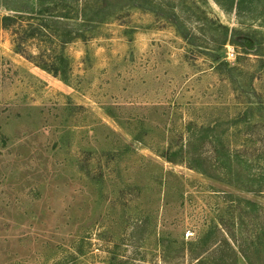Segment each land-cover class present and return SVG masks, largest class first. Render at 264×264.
<instances>
[{
  "label": "rangeland",
  "instance_id": "rangeland-1",
  "mask_svg": "<svg viewBox=\"0 0 264 264\" xmlns=\"http://www.w3.org/2000/svg\"><path fill=\"white\" fill-rule=\"evenodd\" d=\"M32 2L0 0V17ZM153 2L119 11L130 2L110 0L97 9L106 23L66 45L44 36L17 44L20 24L0 25V264H232L219 225L243 247L263 222L264 193L240 191L206 164L202 175L179 154L202 127L227 129L234 149L255 124L231 121L240 103H264V0L226 10ZM63 23L49 25L77 28ZM222 27L237 37L221 60L236 66L246 52L251 62L235 83L213 68ZM198 149L213 158L208 144Z\"/></svg>",
  "mask_w": 264,
  "mask_h": 264
},
{
  "label": "trees",
  "instance_id": "trees-1",
  "mask_svg": "<svg viewBox=\"0 0 264 264\" xmlns=\"http://www.w3.org/2000/svg\"><path fill=\"white\" fill-rule=\"evenodd\" d=\"M126 1L130 3L120 6L119 11H122L123 9L129 10V8L151 11V8H154L153 5L157 4L153 2V0ZM212 1L216 5L224 7L220 0ZM235 1L236 3H234ZM240 1L241 0H228V5L224 7V9L226 10L227 8H231L232 5L235 6L236 4H238L237 6H240ZM109 3L110 0H33L32 4L35 8L32 9V11L24 12L18 9H9V11H13L14 14L0 17V25L8 28L11 24H20L17 25L15 32L13 33L17 44H22V42L27 41L29 38L37 39L40 36H44L48 40L50 39V42L51 39L55 38L60 40L62 45H66L73 40L84 38L85 36L83 32L90 33L97 29L100 25L106 23L105 17L98 19L100 14L97 12V9L102 7L110 9ZM69 16H73V18ZM64 20L77 21V28L58 31V29L52 28L49 25V23L65 25L63 23ZM34 21L37 23L34 24ZM82 27L90 28L82 31ZM223 35L224 36L222 37L221 42L218 43L216 48V66L213 68L216 70L218 76H221L222 81L227 80L231 83H235V80H243L246 77L244 67L251 66V62L247 59L248 57L246 56L249 54L246 52H243L245 57L236 61V66H230L228 63L222 61L218 52L222 51L228 43L229 45H232V43L234 44L235 38L237 37V34L232 31L229 32L227 28L225 29V33ZM18 47L19 45H17V48ZM53 60L61 64L64 61V57L62 55L58 57L54 56ZM49 66V69H47L48 66L46 64L42 65L40 68L42 70H50L56 75H64V73H59V69L54 67V65L53 67L52 65ZM259 75H263L262 69L260 70ZM222 76H224L225 79ZM249 89L251 92L239 90L240 96L247 95V98H249L250 95H252L251 87ZM242 104H244L243 110L245 112L242 114L240 113L241 115H237V117L231 121L232 124L236 127L237 124L245 121L248 116L251 118L250 121H253L255 124L248 125L250 126L248 127L250 129L248 130V133L240 139L242 140L240 141L242 146H239V149H230L226 146L225 138L228 139V136L226 135L227 129L219 134L218 130L221 125L214 123L212 126L200 128L199 131H196L197 133H195V135H191L187 140H185L183 142V146L180 147L179 155L181 156L180 159H185V157L188 158L185 160H188L187 162L189 167L200 174L209 177L205 173V170L202 169V166L206 164L209 170L217 169L223 171L224 174H227L231 178V183L228 185H233L234 188L247 192L253 196H261L264 193V155L249 157L240 151V148H243L246 151L247 148H245L244 145H258L261 147L260 154L264 152V103L259 101L255 103L242 102L239 105ZM253 105H255V107ZM230 129L231 128L229 127L228 130ZM256 129L258 130L256 131ZM191 131L193 132V130ZM205 133H211V135L206 138L204 136ZM203 144L209 145L213 158H210V155L200 152L198 147H201ZM165 159L170 162L173 160L170 156L165 157ZM249 204L251 205L254 203L250 201ZM254 212L257 213V211ZM219 226L221 228V232H223L226 238L223 239V245L227 246L232 254V264H238L239 262H242L243 264H263L264 219L258 226L257 223H254V233L250 236L251 238L249 237L248 241L244 243L243 247L241 245L236 246V243L231 237L233 235L230 236L226 232V229L222 228L221 225ZM229 243H231L232 246Z\"/></svg>",
  "mask_w": 264,
  "mask_h": 264
}]
</instances>
